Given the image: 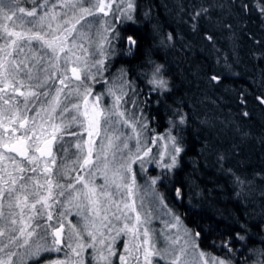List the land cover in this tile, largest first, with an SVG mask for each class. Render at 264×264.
<instances>
[{
    "label": "snow or ice",
    "instance_id": "obj_1",
    "mask_svg": "<svg viewBox=\"0 0 264 264\" xmlns=\"http://www.w3.org/2000/svg\"><path fill=\"white\" fill-rule=\"evenodd\" d=\"M28 3L30 8L21 6ZM218 7L223 8L224 5L216 0L201 3L191 17L194 30L199 18L210 20L212 10ZM228 8L238 9L243 15L255 10L264 20V0H229ZM135 10L134 0H119V3L117 0H0V149H3L0 151V162H11V170L0 163V221H4L0 226V252L16 244L21 248L28 246L27 255L38 257L41 252L60 253L64 246L72 254L71 257L66 254L65 259L52 264H84L83 253L92 248L96 264H112L111 258L117 255L113 247L115 240L124 235L129 240L123 254L118 257L120 264H153V257H170L168 264H201V261L202 264H233L230 257H212L209 262L204 259L203 252L199 253V260L195 257L189 260L186 247H174L179 244V237L172 239L167 247L157 249L147 227L151 213L146 212L142 217L135 199H129L138 191L132 168L134 163L138 162L141 170L146 163L172 169L183 151L178 137L170 130L164 137H157V140L166 141L161 146L163 151L159 152V159H144L149 157L151 148L142 146L140 139L147 127L143 109L139 108L143 101L132 98L138 93L126 80H122L118 88L115 83L108 88L107 95L112 97L108 108L101 104L104 94L93 95L92 82H100L96 79L98 76L103 78L105 59L111 55L108 48L119 35L104 18L112 13L114 19L120 22L133 21ZM87 17H97L96 23L100 24L96 30L98 40L91 54L98 57L94 59L82 58L73 51L78 47L82 49V45L76 42L77 38L86 39L91 31L93 22ZM101 20L103 23H100ZM8 21H11V26ZM77 25H80L79 29ZM227 27L231 28L230 25ZM109 32L114 33L111 39ZM73 33L76 35L73 36ZM167 39H173L171 33ZM208 39L211 40V36ZM34 43L37 48H33ZM128 43L131 51L136 41L129 37ZM37 49L43 51V55H37ZM260 55L264 56V53ZM69 64L72 65L70 69ZM162 68V65H155L148 80L161 93L168 90ZM211 79L217 80V77ZM126 96L128 99H125ZM73 97L76 102H73ZM257 99L264 103V99ZM241 102H244L243 99ZM128 104L141 115L126 107ZM66 113H72L70 121H66ZM184 122L185 118L181 116L179 123ZM72 124H79L83 131H69ZM127 129L131 130V135H128ZM84 133L86 139L82 138ZM65 134L81 137L75 145L78 150L75 176L68 174L64 164L53 172V166L57 165L53 146ZM132 140H135L134 150L129 147ZM61 150L67 151L63 147ZM13 153L15 155H11ZM165 156H168L167 162L164 161ZM220 159L222 161L224 157ZM101 161L103 170L100 169ZM227 171L241 189L246 183H251L236 176L231 169ZM82 173H86L87 179ZM97 174L104 178L103 185L95 184ZM54 176L63 177L68 182L61 184L59 179H53ZM155 183L153 179L151 184ZM77 184L81 188L77 189ZM145 190L151 191V185L146 184ZM66 192L69 204L79 201L75 205L79 209L77 215H83L81 204L91 214L83 215L85 222L81 230L69 222L70 230L65 237L63 221L71 214L69 209L59 213L56 225L37 224L34 228L32 221L38 216L53 220L49 209L61 203L58 198L65 196ZM73 192L76 195L73 196ZM5 201L7 214L4 211ZM140 207H144L143 199ZM36 228H42L44 235L33 248L29 242L36 235ZM49 229L51 243L46 239ZM4 237H7V243H3ZM237 238L244 239L239 234ZM224 247L231 251L227 244ZM260 252L264 256V250ZM14 255V252L8 253V259H0V264H11ZM259 264H264V261Z\"/></svg>",
    "mask_w": 264,
    "mask_h": 264
},
{
    "label": "trees",
    "instance_id": "obj_2",
    "mask_svg": "<svg viewBox=\"0 0 264 264\" xmlns=\"http://www.w3.org/2000/svg\"><path fill=\"white\" fill-rule=\"evenodd\" d=\"M206 2L134 0L133 21L120 22L110 13V25L119 35L108 48L111 55L105 59L103 78L92 83L93 95L99 94L105 83L107 88L113 83L118 88L122 80L136 89L138 95L132 98L143 101L139 108L147 124L141 137L151 148L144 159H159L166 141L157 137L170 130L183 148L172 169L145 164V175L156 180L154 187L163 203L179 217L206 255L230 257L233 264H259L264 261L260 252L264 250V103L257 98L264 99V56L260 55L264 53V20L255 10L243 15L238 9L229 10V0H216L224 7L212 10L210 20L199 18L194 30L192 14ZM21 6L30 8L31 4ZM169 33L171 41L167 39ZM112 35L109 32L110 39ZM129 37L136 41L131 51ZM157 64L163 66L162 76L168 81V90L163 93L148 83ZM213 76L217 80H212ZM126 107L141 115L131 104ZM71 115L66 113L65 117L71 120ZM181 116L185 118L183 124L179 123ZM69 131L79 133L83 129L72 124ZM76 137L65 134L56 143V156L61 147L73 154L76 141L72 140ZM60 143L64 146L59 148ZM68 161L74 165L68 174L75 176L76 157L58 160L56 166ZM228 169L251 183L241 189ZM55 179L61 184L68 182L63 177ZM63 198L58 199L62 202ZM59 206L49 209L53 225L57 224ZM32 225H37L35 219ZM237 234L244 239H238ZM17 248L12 244L4 252ZM66 254L72 255L69 251ZM93 260L91 257V264H96Z\"/></svg>",
    "mask_w": 264,
    "mask_h": 264
},
{
    "label": "rangeland",
    "instance_id": "obj_3",
    "mask_svg": "<svg viewBox=\"0 0 264 264\" xmlns=\"http://www.w3.org/2000/svg\"><path fill=\"white\" fill-rule=\"evenodd\" d=\"M97 16L98 17L102 16V14H97ZM86 19L93 22L92 27H91V31L88 33V38L83 39V40L77 38L76 42L78 45H82V49H86L87 51L85 52L79 47L76 49H73V51H75L76 55L81 56L82 58L85 56H87L89 59L98 58V57H92L91 54L95 50V42L98 40V37L96 35V30L100 26V24L96 23L97 17H87ZM104 19L107 20L109 24L111 23V18L109 16L107 18H104ZM7 23L9 24V26H11V21H8ZM81 23L83 24L84 22L82 21ZM100 23H103V20H101ZM77 28L79 29L80 25H77ZM17 30H20V29H17ZM75 35L76 34L73 33V36H75ZM69 40L71 41V38H69ZM33 48H37V45L35 43L33 44ZM25 52H28L27 48H25ZM36 54L37 55H43V51L37 49ZM21 55L23 56V54H21ZM29 66H31V63H29ZM71 67H72V65L69 64L68 68L70 69ZM68 75L71 76L70 71H69ZM98 78H100V77L98 76L96 79H98ZM107 90H108V88H107V85L105 83L102 86L101 91L99 92V94H104L102 97L101 104L105 108L110 107L111 103H112V97L107 95ZM31 114L32 113H29V115H31ZM66 121H70V120L68 118H66ZM57 122H59V121H57ZM137 128H138V126H137ZM126 131H127L128 135H131L130 129H127ZM140 139H141L142 146L145 145V144H143L144 141H143L142 137ZM76 143L73 145L75 150L77 149L75 147ZM98 143H99V140H98ZM134 145H135V140H132L129 142V147L132 148L133 150H134ZM0 151H3V149H0ZM72 152L74 154L75 151H72ZM11 155H15V154L13 153ZM67 159H72V158H67ZM68 162L69 163L64 162L62 164L66 165L67 166L66 171L70 172V169H72L74 167V165L71 166L72 161H68ZM93 162H94V164L97 163V161L95 160V154L93 156ZM0 163H3L5 166H7L9 168V170H11V162L10 161L6 160V161L0 162ZM99 164H100V169L103 170V162L101 161V162H99ZM60 166H58V167L53 166V172L55 173ZM147 167H148V165H144V169L141 170L139 163L138 164L134 163L132 165L133 172L135 173V177H136V185H137L138 191L136 192V194L133 197H130L129 199H135L137 210L141 213L142 217L144 216V214L146 212L151 213V215L148 218L150 222L147 224V227L150 229V235L152 236V240L155 242L156 248L157 249L165 248L171 244L172 239L179 237V244L175 245L174 247H176L177 249L179 247H186V250L188 252L187 258L189 260H191L193 257H195L197 260H199L200 259L199 253L202 251H200L198 249V247L196 246L194 239H193V236L190 234V232L181 224L179 219L178 220L176 219L177 218L176 214L174 212H172L171 210H169V208L163 203L160 194L156 191V189L154 187V184H151V181L154 179V177H152V176L150 177L148 175H145V171H146ZM84 175L87 179L86 173ZM109 176H111V172H109ZM55 178H56V176L53 177L54 180H55ZM95 184L97 186L103 185L104 184V178L101 175L97 174L96 179H95ZM146 184L151 185V189H152L151 191L145 190ZM76 188L77 189L81 188V185L77 184ZM110 190H112V189H110ZM97 191L98 192L100 191L99 187L97 188ZM71 194L73 196L76 195L75 192H73ZM65 195L68 198V195H69L68 192H66ZM64 198H65V196H64ZM64 198H63V201L61 203H58V205L60 204V206H59L60 210L58 212V216H59V213L64 211L65 209H69L71 212V214L68 215L66 217V219H64V221H63V223L65 224V237H66L68 231L70 230L69 229V222H71L72 225H75L78 230H81V225H83V223L85 222L83 219V215L90 216L91 214L87 211L86 208H84V205L81 204V208L84 209L83 215H77V212L79 209L75 205L77 203H79V201H73L72 204H69L68 199H65V201H64ZM142 199H143V203H144L143 208L140 207ZM61 204H63V207H61ZM37 208L39 209V205H37ZM4 211H5V214H7L8 208H7V202L6 201H5ZM45 218H47V217L46 216L36 217L35 218L36 224L47 225L45 223ZM3 223H4V221H0V226H2ZM48 223H50V221ZM118 226H122V225H118ZM43 235H44L43 229L38 228L36 230V235H34L30 239V242H29L30 245L34 248L36 243L41 242L40 237ZM46 239H47L48 243H51V240H52L51 229L48 230V235H47ZM128 240H129V238L124 236V235H121V236L116 238L113 247L116 250V253L118 256L120 254H123L125 244L128 243ZM85 241L87 242L86 235H85ZM3 242H7V237L3 238ZM66 251H69V250L63 246V250L60 253L41 252L38 257H35V256L27 255L28 246H25L24 248L19 247L14 252V253H16V255L11 257V264H52V262H54L56 260L65 259ZM8 253H10V252L9 251L7 253H5L4 251H3V253L0 252V259H8ZM85 256L93 257L92 248L86 249V251L83 253V258ZM212 257H214V256H209V255L205 254L204 259H207L210 262ZM152 259H153V264H159V263H157V261L160 262V264H168L170 257H166L165 259H160L159 257H153ZM201 264H202V261H201Z\"/></svg>",
    "mask_w": 264,
    "mask_h": 264
},
{
    "label": "flooded vegetation",
    "instance_id": "obj_4",
    "mask_svg": "<svg viewBox=\"0 0 264 264\" xmlns=\"http://www.w3.org/2000/svg\"><path fill=\"white\" fill-rule=\"evenodd\" d=\"M82 138H83V139H86L87 136H86V135H83ZM80 139H81V137H76V138H74L72 141L75 140L76 142H78V140H80ZM59 141H61V140H59ZM59 141H58V142H59ZM58 142H56V143H58ZM56 143H55L54 146H53V151H54V155H55L57 161H58V160H61V159H66V158L76 157L75 152L77 151V149L75 150L74 147H73V150H72V151H75L74 154H70V153H68V152H66V151H62L58 156H56V155H57V152L55 151V148H56V146H57ZM58 145H59V148H60L61 145L64 146V143H60V144H58ZM63 148H64V147H63ZM77 152H78V151H77ZM62 248H63V247H62ZM65 250H66V249H65ZM118 257H119L118 255L114 256V260L112 261L113 264H120ZM84 264H91V257H90V256H85V257H84Z\"/></svg>",
    "mask_w": 264,
    "mask_h": 264
}]
</instances>
